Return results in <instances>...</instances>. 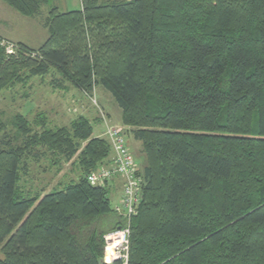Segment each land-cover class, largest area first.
Here are the masks:
<instances>
[{"label":"trees","instance_id":"1","mask_svg":"<svg viewBox=\"0 0 264 264\" xmlns=\"http://www.w3.org/2000/svg\"><path fill=\"white\" fill-rule=\"evenodd\" d=\"M2 1L26 17L50 8L40 47L9 52L0 35V96L56 71L96 116L18 113L12 131L0 119V264H107L123 221L111 188L87 178L113 157L98 88L146 156L129 264H264V0ZM45 157L74 160L78 178L30 195L21 182Z\"/></svg>","mask_w":264,"mask_h":264},{"label":"rangeland","instance_id":"2","mask_svg":"<svg viewBox=\"0 0 264 264\" xmlns=\"http://www.w3.org/2000/svg\"><path fill=\"white\" fill-rule=\"evenodd\" d=\"M52 2L53 5L57 6L63 12L79 9L82 4V0H52ZM49 8V6H43L41 14L35 17H26L1 0L0 20L2 22H0V33H4V31L5 33L9 32L11 33V37L19 39L29 46L40 47L49 37V31L43 25L45 17L49 14ZM3 21L7 22L6 26H9L8 30L3 26L5 25ZM11 42L14 44L17 43L15 41ZM6 45H9V40L6 42ZM56 75L58 73L53 71L50 75L42 78L38 76L34 77L26 87L16 85L1 94L0 119L7 125L8 130H13L12 121L18 113H23L32 120L39 112H45L52 126L69 125L79 115H87L91 120L94 119L96 109L90 101L72 86L69 87V90H64L63 86L59 87L57 84L58 81L54 83L57 80ZM102 89L108 92L104 88ZM109 94L115 105H111L110 102L112 101L108 100L107 97H104L107 106L102 104L101 92L97 89L99 103L106 108L107 112L108 110L111 111L112 114L110 115L114 123L112 124L119 127L122 123V112L113 99L112 94ZM115 106H117L116 111L114 110L116 108ZM95 128L97 133H102L101 131H105L106 126L105 124H95ZM127 140L128 145H131L133 149L132 153L136 157L139 169H143L146 164V156L143 153L141 142L137 141L130 132L127 135ZM49 158L45 157L40 162L29 163V174L23 178L21 185L30 195H35V193L41 192L42 190L48 192L54 188H61L72 179L78 178L76 171L78 165L74 160L71 162L62 161L61 164L56 165ZM116 181L118 183L115 184H119V187L116 190L111 188L110 192L112 206L119 202L122 191L119 180ZM111 182L107 186L110 187L112 185ZM0 257L3 258L2 246H0Z\"/></svg>","mask_w":264,"mask_h":264},{"label":"built area","instance_id":"3","mask_svg":"<svg viewBox=\"0 0 264 264\" xmlns=\"http://www.w3.org/2000/svg\"><path fill=\"white\" fill-rule=\"evenodd\" d=\"M8 50L13 52L12 44H9ZM93 101L98 102L95 97ZM104 136L111 143L113 157L106 163H109L108 165L92 170L87 178L93 185L107 186L111 181L119 180L120 182L122 190L120 200L113 208L121 217L123 225L106 234L104 262L111 264L120 261L122 264H129L131 225L143 201L145 178L139 174L138 163L122 128L107 124Z\"/></svg>","mask_w":264,"mask_h":264},{"label":"crops","instance_id":"4","mask_svg":"<svg viewBox=\"0 0 264 264\" xmlns=\"http://www.w3.org/2000/svg\"><path fill=\"white\" fill-rule=\"evenodd\" d=\"M0 3H1V0H0ZM0 22H2V20H0ZM3 24H5V25H3ZM3 26H5V28H7L6 30H8V27L9 26H6L7 25V22L6 21H3ZM3 30V29H2ZM4 31V30H3ZM0 35H2L6 40H10V41H15V42H22V41H20L19 39H16V38H13V37H11V33H5V31H4V33H0ZM24 43V42H23ZM27 44V43H26ZM28 45V44H27ZM31 47H33V46H31ZM35 48H37V47H35ZM99 90H100V92H101V100H102V104H105L106 106H107V102L105 101V99H104V97H107V99L108 100H110V101H112V102H110L111 103V105L112 104H114V102H113V100H112V98H111V96H110V94L108 93V92H105L102 88H98ZM115 105V104H114ZM110 107V106H109ZM116 108L114 109L115 111H116V109H117V106H115ZM110 110H108V113L109 114H112L111 113V111L109 112ZM121 118H122V114H121ZM113 119V118H112ZM130 148H131V151L133 152V149H132V147H131V145H130ZM136 158V157H135ZM142 166V165H141ZM115 183H118L117 181L115 182H112V185L110 186V187H112V188H114L115 190H116V188H118L119 186V184H115ZM111 184V183H110Z\"/></svg>","mask_w":264,"mask_h":264}]
</instances>
